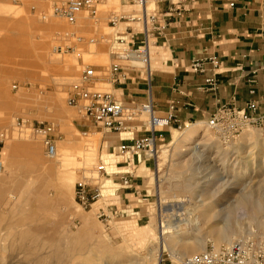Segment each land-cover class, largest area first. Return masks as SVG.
<instances>
[{
	"label": "rangeland",
	"instance_id": "rangeland-1",
	"mask_svg": "<svg viewBox=\"0 0 264 264\" xmlns=\"http://www.w3.org/2000/svg\"><path fill=\"white\" fill-rule=\"evenodd\" d=\"M95 9L96 18L81 11L70 24L54 16L44 0H0V232H5L0 264H181L206 248L218 249L237 239L264 241V227L258 228L251 216L243 217L259 201L264 216V128L255 125L232 136L227 129L209 128L205 121L182 129L157 126L153 154L142 152L145 162L135 172L144 195L116 200L129 204L122 206V217L105 223L97 217L106 193L91 208L77 204L75 183L83 175L91 177L99 160L108 163L109 145L126 134L119 136L85 120L68 103V91L86 65L98 71L114 62L110 52L115 31L138 24L111 27L108 20L112 14L136 13L140 6L97 0ZM58 44L70 49L59 53ZM95 86L109 91V85L98 81ZM20 119L55 126L59 163L46 155L39 138L16 126ZM248 134L253 139L246 142ZM195 144H200L197 154L192 151ZM116 153L114 161L124 159ZM221 177H236L239 185L250 184L256 192L243 205L246 208L231 213L228 223L223 221L225 213L215 214L223 203L234 201L223 197L232 186L226 187ZM44 195L46 205L38 202ZM211 209L210 219L201 217L199 226L194 223ZM179 222V230H167L161 241L159 227ZM226 224L241 233L218 243L214 236ZM115 249L120 255L114 259Z\"/></svg>",
	"mask_w": 264,
	"mask_h": 264
},
{
	"label": "crops",
	"instance_id": "crops-1",
	"mask_svg": "<svg viewBox=\"0 0 264 264\" xmlns=\"http://www.w3.org/2000/svg\"><path fill=\"white\" fill-rule=\"evenodd\" d=\"M119 2L123 7L138 6L135 0ZM150 2L159 14V24H164L165 28L149 46L147 70L130 67L125 61H118L122 76L108 72V67L98 69L104 75L97 81L109 85V91L118 102L125 107L151 102L160 116H164L173 103V113L181 124L205 121L222 105L242 108L254 101L258 110L264 112V0ZM137 27L131 28L136 31ZM126 29L127 25L117 29L113 40ZM117 46L112 45L111 51ZM204 57H215L219 63L214 73L215 90L200 88L204 79L212 74L210 63L205 65L203 73H194L189 67L192 60ZM110 58L114 61L112 55ZM132 123L136 125L126 132L107 130L119 136L126 134L114 138V144L108 147L107 165L112 174L102 190V194L106 193L105 204L110 208L119 207L120 217L125 214L124 205L117 204L116 200L128 194L144 195L140 179L135 177L139 164L145 162L142 153L118 152L121 143L146 134L140 120ZM114 151L124 159L114 161ZM113 173L130 174L129 184L123 186ZM128 207L129 204H125L124 208Z\"/></svg>",
	"mask_w": 264,
	"mask_h": 264
},
{
	"label": "built area",
	"instance_id": "built-area-1",
	"mask_svg": "<svg viewBox=\"0 0 264 264\" xmlns=\"http://www.w3.org/2000/svg\"><path fill=\"white\" fill-rule=\"evenodd\" d=\"M50 5L54 16L64 19L72 24L76 21L79 12H89L92 18H96L97 0H44ZM182 1V0H180ZM140 6L136 13L112 14L108 23L116 27L121 22H134L139 29L134 31L127 24L125 33L116 37L112 43L118 46L111 51L115 62L108 66V72L121 75L122 67L118 61H125L130 67L148 68V49L154 43V39L161 34L165 25L159 24V14L154 7L149 8L150 0H135ZM181 8H177L179 10ZM44 17V15H41ZM59 53L70 49L67 45L58 44L55 46ZM210 63L212 74L204 79L201 89L215 90L217 81L215 70L219 69V63L215 57H204L191 61L189 67L194 73H203L205 65ZM264 67V63H263ZM97 69L86 65L78 74L76 82L71 84L68 91L67 101L76 107L82 117L95 127L113 132H126L131 128V122L135 119L141 120L145 127L146 134L138 136L121 143L118 147L120 154L132 153H153L155 143V128L176 123L178 129L186 127L187 123L177 122L173 113L174 105L171 103L167 113L160 116L155 113L151 102L141 103L132 107H125L118 102L110 91L98 89L95 86ZM254 101L247 102L244 107L237 108L234 105H222L205 120L206 125L211 129H227L229 135H235L244 127L255 125L264 128V112L261 113ZM146 113V114H144ZM16 126L25 128L30 136L39 138L45 147L48 157L56 151V130L50 123H27L25 119L16 121ZM1 137L3 134L0 135ZM112 174L108 170L107 162L99 160L94 166L92 176L83 175L74 186V199L82 209L91 208L102 197V190L107 177ZM123 186L130 182V174L113 173ZM118 175V176H117ZM120 213L117 208H110L103 204L97 212V217L105 223L114 219ZM181 264H264V241L253 237L237 239L229 245L215 248H206L184 259Z\"/></svg>",
	"mask_w": 264,
	"mask_h": 264
},
{
	"label": "bare ground",
	"instance_id": "bare-ground-1",
	"mask_svg": "<svg viewBox=\"0 0 264 264\" xmlns=\"http://www.w3.org/2000/svg\"><path fill=\"white\" fill-rule=\"evenodd\" d=\"M144 114H146V113H144ZM192 125V124H191ZM190 124L188 125V126H191ZM189 132V131H188ZM191 132V131H190ZM190 134V133H189ZM249 135V137H244V140L246 141V142H249V141H251L252 139H253V135L252 134H248ZM178 139H179V137H178ZM177 140V139H176ZM243 141V140H242ZM198 146H200V144H195L194 146H193V148H192V151L195 153V154H197L198 153ZM57 150L58 149H56V151H55V154L53 155V156H51V157H53L54 159H56V162L57 163H59L60 162V158H58V153H57ZM153 154V153H152ZM155 154V153H154ZM200 154V153H199ZM247 163H249V161L247 160ZM181 164V163H180ZM261 163H259V165H260ZM177 166H179V164L177 165ZM180 167V166H179ZM236 178V177H235ZM235 178H233V180H231V181H229L227 178H225V177H221L219 180L220 181H222L223 183H224V185L226 186V187H228V186H232L231 188H228V189H226V193H225V196H223L224 198L226 197H228V198H230V199H232V198H234V201H237L235 204H234V201H233V203L231 202V203H229V202H226V203H223L219 208V211H216V217H219V216H221L222 214H224L225 213V216L223 217V221H226L227 223H228V219L230 218V215H232L231 213H233V211H237V210H239V209H243V208H246L245 206H243V205H246V202L247 201H249L250 200V196L252 195V194H254V193H256L255 192V188L254 187H249L250 186V184H247V185H244V186H241V185H239L238 183H237V179H235ZM240 181V180H239ZM250 188L251 189V191H252V193H248L247 192V188ZM190 192V191H189ZM223 193V192H222ZM233 196V197H232ZM2 197V196H1ZM222 197V198H223ZM252 197V196H251ZM48 197H47V195H44V196H42V197H39V199H38V202L40 203V204H43V205H46V204H48L49 203V201H48V199H47ZM248 198H249V200H248ZM253 198V197H252ZM229 199V200H230ZM253 201H256V200H253ZM260 202V201H259ZM259 202H257V203H253V205H251V207L249 208V210H250V212H248V214H243V217H248V216H251V218L255 221V220H257V221H255V223L257 224V226H258V228H263L264 227V216L261 214V212H262V209H263V206L261 205V203H259ZM237 204V205H236ZM38 205V204H37ZM203 206V205H202ZM248 207V206H247ZM38 210H40V206H38V208H36V209H34V211L35 212H37ZM247 211H248V209H247ZM214 213V210H210L209 212H205V213H203V214H201V215H199V216H197L195 219H194V223L195 224H197L198 226L200 225V218L202 217V219L203 218H209V217H211L212 216V214ZM211 215V216H210ZM214 215V214H213ZM32 217V216H31ZM210 219V218H209ZM3 220V219H2ZM185 222H187V221H185ZM180 224H177V225H172V227H170V228H166L165 226H160L159 227V234H160V237H161V241L163 240H165V235L167 234V230H171V232H175L176 230H179V228L181 227V222H179ZM188 223V222H187ZM229 225L230 224H226L225 225V227H221V228H219V229H217V232H216V236H214V237H216V241L218 242V243H220V242H225V241H230L231 239H232V237H234V236H236V233H241V230H235V229H233V228H229ZM184 226H186V225H184ZM6 230V229H5ZM36 231H38L37 229H35ZM6 231H8V230H6ZM17 231V230H16ZM216 231V230H215ZM214 231V232H215ZM5 233V232H4ZM4 233H3V231H1L0 232V241H2L3 239H5V238H3V236H4ZM6 234H7V232H6ZM32 234V233H31ZM7 236V235H6ZM16 236V235H15ZM34 236V235H33ZM240 236V235H239ZM12 237V236H11ZM25 237V236H24ZM241 237H243V236H241ZM8 238H10V237H8ZM37 239V238H36ZM243 239V238H242ZM6 240H7V238H6ZM52 241L53 240V238H51V237H49V238H47L46 239V241ZM10 241H12V240H9L8 242H10ZM14 241H16V240H14ZM45 241V242H46ZM6 242V241H5ZM7 242V243H8ZM34 243V242H33ZM38 243V242H37ZM15 244V243H14ZM19 244H21V243H19ZM35 244V243H34ZM51 245V244H50ZM10 248H12L11 246H9ZM13 247H15V246H13ZM6 248V247H5ZM4 248V249H5ZM26 249V248H25ZM7 250V249H6ZM19 250H20V248H19ZM5 251V250H4ZM11 251V250H10ZM22 251H24V252H26L25 250H22ZM196 251V250H195ZM15 252V251H14ZM14 252H13V254H14ZM19 253V252H18ZM27 253H30V252H27ZM34 254V253H33ZM30 255V254H29ZM120 255V253L118 252V251H116V249L115 250H112L111 251V256H112V258H114L115 259V257H118ZM16 256V255H15ZM161 257H159V260H161L160 259ZM33 259V258H32ZM36 261V260H35ZM160 262V261H159ZM21 263V262H20ZM132 264L131 263V261H129V262H126V264ZM122 264V263H121ZM124 264V263H123Z\"/></svg>",
	"mask_w": 264,
	"mask_h": 264
}]
</instances>
